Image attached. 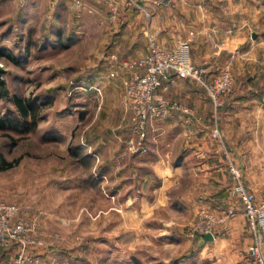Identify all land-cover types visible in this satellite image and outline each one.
<instances>
[{"label":"rangeland","instance_id":"obj_1","mask_svg":"<svg viewBox=\"0 0 264 264\" xmlns=\"http://www.w3.org/2000/svg\"><path fill=\"white\" fill-rule=\"evenodd\" d=\"M10 1L2 4L4 10L0 9V49L9 53L0 55V66L5 69L1 78L8 89V95L0 92V200L18 206L16 219L26 220L29 230L25 237L21 233L0 245V264H199L193 255L184 253L198 249L196 238L202 235L198 224L204 227L202 215L213 213L201 207L195 218L188 219L186 210L178 207L175 199L188 193V179L183 187L170 188L157 206L154 187H121L125 162L119 155L124 152L121 142L127 139L128 149L149 154L152 146L148 139L162 134V129L154 127L155 121L171 111L149 119L145 126L146 150H135L129 140L138 139L137 108L129 107L122 95L117 97L114 118H110L114 133L110 135L119 150L115 151L117 174L111 179L106 174L107 159L98 160L92 144L93 136L108 133L109 104L105 98L98 103L79 79L99 61L104 48L54 44L58 23L71 26L74 17L48 16L50 11L53 13L48 7L53 3L48 0H37L40 4L34 8L30 0ZM169 1L153 5L152 11ZM259 9L264 11L263 0ZM79 18L86 31L91 17ZM111 19L106 12L100 20L109 23ZM259 19L264 25V14L260 13ZM127 35L139 41L137 49L130 43L121 47L126 56L133 58L149 51L150 37L162 49L173 47L161 46L149 31L136 30ZM193 42V62L211 64V73L218 72L223 65L203 58L202 44ZM262 43L255 50L257 64L242 69L238 76L233 73V89L237 83L246 86L247 76L255 74L259 76L255 88L264 91ZM176 80H167L160 87L166 91ZM160 87L152 97L153 104H160L162 98L177 100L161 93ZM16 95L24 98L26 114L15 102ZM120 109L123 113L118 120ZM229 173L235 185L230 165Z\"/></svg>","mask_w":264,"mask_h":264},{"label":"crops","instance_id":"obj_2","mask_svg":"<svg viewBox=\"0 0 264 264\" xmlns=\"http://www.w3.org/2000/svg\"><path fill=\"white\" fill-rule=\"evenodd\" d=\"M7 1L0 0V9L4 10L2 4ZM80 1L81 5L76 0H48L53 3L48 5L53 12L50 11L48 16L74 17L71 26H64L63 21L58 23L55 29L58 37L53 39L54 44L71 48L86 45L104 48L99 61L79 79L91 89L98 103L105 98L109 104L106 127L110 132L107 129V135L93 136L92 144L96 146L98 160L107 159L106 174L111 179L117 174L115 151L119 149L110 135L114 133L110 118H114L115 101L122 95L124 79L130 72L125 62L133 58L126 56L121 47L130 43L129 46L137 49L139 42L130 39L128 33L149 31L161 46L172 47L187 37L191 30L198 31L200 33L194 41L202 44V57L209 58L217 66L225 63L231 51L240 49L241 55L237 56L233 67L234 76L257 64L255 50L264 42V29L260 30L263 22L259 19L260 13L264 14V11H259L262 10L259 9L261 0H170L153 11L149 18L140 8L124 0ZM30 2L31 8L40 4L37 0ZM106 12L112 16L109 23L100 20ZM79 16L91 17L86 31L80 26ZM233 22H237L239 28L229 35L225 29ZM215 27L217 32L210 41L209 34ZM217 40H224L225 44L216 46L214 42ZM147 43L145 40L144 44ZM111 71L115 75L110 76ZM246 79L247 85L243 87L237 83L216 109L207 91L197 86L193 79L177 78L168 90L160 87V92L193 107L202 118V127L193 123L195 130L189 133L184 115L172 110L168 116L155 121L154 127L162 129V134L148 139L152 146L149 154L128 149L127 139L121 142L124 152L119 155L125 161L121 187H154V204L157 206L166 198L170 188L183 187V181L188 179L185 187L188 193L175 199L178 207L186 210L188 219L195 218L201 207L211 209L219 218L212 228L214 238L206 240L200 235L196 238L198 249L184 253L189 257L193 255L199 264H253L249 249L254 242V234L240 199L232 193L234 184L229 173L230 163L235 164L244 176L246 187L257 196L264 194V108L261 107L264 105V91L255 88L259 76L249 74ZM260 97H263L261 103ZM118 104L120 107L119 101ZM117 111L119 120L122 109ZM215 125L222 131L221 140L211 135Z\"/></svg>","mask_w":264,"mask_h":264},{"label":"built area","instance_id":"obj_3","mask_svg":"<svg viewBox=\"0 0 264 264\" xmlns=\"http://www.w3.org/2000/svg\"><path fill=\"white\" fill-rule=\"evenodd\" d=\"M128 4L137 5L144 15L149 18L152 16V6L164 3L167 0H124ZM81 5L80 0H76ZM237 22L229 25L225 32L233 34L238 29ZM217 29L211 31L209 40L214 39ZM200 32L191 30L187 37L180 39L172 48L162 49L157 42L150 37L149 51L143 55L129 59L125 62V67L129 69V75L124 79V89L122 92L123 101L134 109L136 112L135 119L138 124L135 125V132L138 139L131 138L129 140L135 150L145 151L144 137L146 135L145 126L150 118L156 116H164L169 111H180L184 115V120L188 124V132L193 133L195 127L193 123L202 127V118L197 114L195 109L180 101L160 100V104L152 103V97L155 91L165 81H174L175 78H189L200 83L207 91L214 107L217 109L223 104L224 96L229 94L233 89V65L237 56L241 55L239 48L231 51L229 57L219 69L218 72L211 73V64H196L191 56V46L195 37ZM216 46L225 44L224 40L215 41ZM110 76L115 75L114 71L109 73ZM167 85L164 87L166 88ZM212 137L221 140L222 131L218 125L211 129ZM134 145V146H133ZM230 171L235 179L232 193L237 196L243 207V213L247 218L250 230L254 234V242L249 249L250 257L253 264H264V194H257L249 190L244 181L242 172L235 164L230 163ZM18 206L15 203L0 200V245L7 244L8 241L17 237L21 233L26 236L29 230V223L23 219H16ZM202 223L200 224L201 234L212 232V228L219 221L213 214L205 213ZM213 233V232H212ZM193 235V234H192Z\"/></svg>","mask_w":264,"mask_h":264},{"label":"trees","instance_id":"obj_4","mask_svg":"<svg viewBox=\"0 0 264 264\" xmlns=\"http://www.w3.org/2000/svg\"><path fill=\"white\" fill-rule=\"evenodd\" d=\"M4 55V54H9L8 52H6L4 49H0V55ZM5 72V69L3 67L0 66V92L4 95H8V89L5 86V81L3 78H1L2 73ZM15 102L18 104V106L20 107L21 111L23 114L27 113V109L25 108V100L24 98H22L21 96L16 95L15 96ZM6 163H9L8 161H4Z\"/></svg>","mask_w":264,"mask_h":264},{"label":"water","instance_id":"obj_5","mask_svg":"<svg viewBox=\"0 0 264 264\" xmlns=\"http://www.w3.org/2000/svg\"><path fill=\"white\" fill-rule=\"evenodd\" d=\"M255 36V35H254ZM202 236L206 239V240H209V239H213L214 238V234L212 232H205L202 234Z\"/></svg>","mask_w":264,"mask_h":264}]
</instances>
